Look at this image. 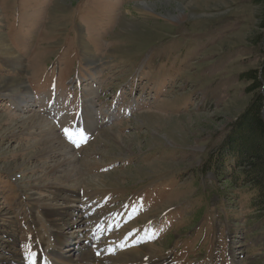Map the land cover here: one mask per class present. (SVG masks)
<instances>
[{"label": "rangeland", "instance_id": "1", "mask_svg": "<svg viewBox=\"0 0 264 264\" xmlns=\"http://www.w3.org/2000/svg\"><path fill=\"white\" fill-rule=\"evenodd\" d=\"M263 23L257 0H0V79L23 81L0 89V264H264V209L205 173Z\"/></svg>", "mask_w": 264, "mask_h": 264}, {"label": "trees", "instance_id": "2", "mask_svg": "<svg viewBox=\"0 0 264 264\" xmlns=\"http://www.w3.org/2000/svg\"><path fill=\"white\" fill-rule=\"evenodd\" d=\"M261 42L264 45V32ZM245 75L253 80L248 91L254 96L209 156L205 173L211 172L214 179H224V183L229 181L234 189L248 190L253 197L250 206L257 212L264 209V69L261 76L252 70Z\"/></svg>", "mask_w": 264, "mask_h": 264}, {"label": "bare ground", "instance_id": "3", "mask_svg": "<svg viewBox=\"0 0 264 264\" xmlns=\"http://www.w3.org/2000/svg\"><path fill=\"white\" fill-rule=\"evenodd\" d=\"M0 53L5 57V58H8V59H14V60H16V62L18 63V61L20 60V58L18 57V56H14L13 55V53H12V48H9L8 46H7V44H6V41H5V39L2 37V36H0ZM23 83V81L21 80V79H12V80H2V79H0V89H3V88H7V89H13L14 90V88L16 87V89H17V87H19L21 84ZM2 84V85H1ZM16 89H15V91H16ZM17 91H20L19 89H17ZM25 95L26 94H28V92H23ZM88 110L89 109H85V112L88 114V115H90L91 116V113H89L88 112ZM85 117V116H84ZM25 123L24 124H28V122H29V118H27V119H25V121H24ZM237 123V122H236ZM37 124H38V126H43V127H45L46 128V130L44 131V133H45V135H46V137H47V140L49 141L50 140V142L51 143H53L54 144V142L51 140V137H52V133L53 132H55L54 133V135H56L57 137H55V138H52V139H61V138H59L58 137V135H57V133H56V129H53V128H50L49 127V123L46 121V120H43V119H40V120H38L37 121ZM73 134L74 135H76L77 136V138H79L80 137V128H77V130H74L73 131ZM39 143V142H38ZM59 144H63V147H64V149H63V151L62 152H68L69 154H70V151H69V149L65 146V143H64V141L61 139L60 140V142H58ZM36 144V143H35ZM41 144V143H40ZM32 146V145H31ZM30 146V147H31ZM25 148H29V147H25ZM58 150V148H55V150L53 151L54 153L56 152ZM71 156H72V158H74V155L73 154H71ZM77 181V180H76ZM77 201H79L78 199H77V197L76 196H74L73 195V198H72V202H77ZM64 202H65V199H64ZM41 206V205H40ZM70 206V205H69ZM42 207H44L47 211L45 212L48 216H50L51 217V219H52V223H53V231H54V236H55V240L57 241V240H59V244L58 245H62V242H63V244H65L66 246H69L70 245V241H64L63 239H61L62 238V232H63V234H66V232H64V230H66L67 229V225H58V223H57V218H53V216H56V215H58V216H62V215H64V210L66 209V207H68L67 205H63V204H56V205H47V204H42ZM75 215V214H74ZM69 222H66V224H68ZM69 228V227H68ZM136 250V249H135ZM134 249H132L131 250V253H133L134 251H135ZM83 259V261H91V259H92V253L90 252H88V253H84V254H80L79 255V259L77 260V258L76 259H72V260H70V259H68V260H66L68 263H73V264H75V262H77V261H79V260H82ZM148 261V260H147ZM146 261V262H147ZM147 264H149V262H147Z\"/></svg>", "mask_w": 264, "mask_h": 264}]
</instances>
